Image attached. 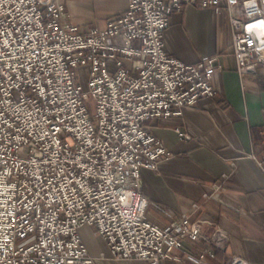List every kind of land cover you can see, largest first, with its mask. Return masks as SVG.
Listing matches in <instances>:
<instances>
[{
	"label": "built area",
	"instance_id": "obj_1",
	"mask_svg": "<svg viewBox=\"0 0 264 264\" xmlns=\"http://www.w3.org/2000/svg\"><path fill=\"white\" fill-rule=\"evenodd\" d=\"M70 1L0 0V264H96L86 225L116 259H178L202 226L148 218L142 169L171 155L148 121L214 96L221 65L170 54L165 32L186 5L226 11L237 69L252 73L264 68V0H128L88 27Z\"/></svg>",
	"mask_w": 264,
	"mask_h": 264
},
{
	"label": "crops",
	"instance_id": "obj_2",
	"mask_svg": "<svg viewBox=\"0 0 264 264\" xmlns=\"http://www.w3.org/2000/svg\"><path fill=\"white\" fill-rule=\"evenodd\" d=\"M69 4L93 19L125 9L128 0ZM164 39L167 51L186 62L217 55L221 67L213 77L214 96L202 97L180 116L148 121L171 151L157 169H142L148 218L167 226L187 213L203 232L198 239L185 237L175 251L179 258L162 264H231L235 256L264 264V68L237 69L229 15L215 7L191 4L173 13ZM81 234L96 264H149L112 257L93 226L82 227Z\"/></svg>",
	"mask_w": 264,
	"mask_h": 264
},
{
	"label": "rangeland",
	"instance_id": "obj_3",
	"mask_svg": "<svg viewBox=\"0 0 264 264\" xmlns=\"http://www.w3.org/2000/svg\"><path fill=\"white\" fill-rule=\"evenodd\" d=\"M68 9H69L70 14L72 15L71 18L73 20L75 19L77 22H79L80 24H82V25H84L86 27H88L89 25H101L100 23H102L103 21H105V23H106V20L109 17L115 15L119 11L124 10V9H121V10H118L117 12L107 13V14H105L103 16L100 15V14H96L94 16V18L92 19L89 15H87V16L85 15L86 12L84 11L85 9H83V8L75 7V6H72V5L69 4ZM219 13H226V11H224V12L219 11ZM228 15H229V13H228ZM229 19H230V15H229ZM230 25H231V23H230ZM232 37H233V31H232ZM79 74H80V82L83 84V87L85 89H89L88 88V73L86 71V68L85 67H81L79 69ZM89 103H90V106H92V107L95 106L96 103H95L93 97L91 98Z\"/></svg>",
	"mask_w": 264,
	"mask_h": 264
}]
</instances>
